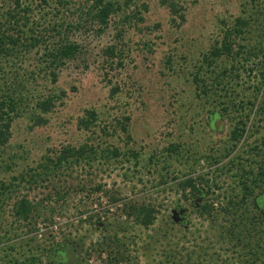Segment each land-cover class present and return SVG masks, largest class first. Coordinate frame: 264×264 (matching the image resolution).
<instances>
[{
    "label": "rangeland",
    "instance_id": "rangeland-1",
    "mask_svg": "<svg viewBox=\"0 0 264 264\" xmlns=\"http://www.w3.org/2000/svg\"><path fill=\"white\" fill-rule=\"evenodd\" d=\"M175 2L183 20L161 0H132L102 27L87 14L89 0H19V6L0 0V23L12 27L9 33H21L22 43L32 34L41 41L0 54V100L9 96L16 103L8 140L0 146V184L15 186L0 213V264L8 252L22 257L29 245L66 239L78 242L87 264H108L99 253L104 238H117L125 256L118 264L228 259L226 245L196 211L204 200H186L179 183L203 177L210 187H200L210 200L241 194L240 168L259 175L264 81L249 67L264 62V53L252 58L246 51L264 47V0ZM239 16L251 19L250 31L236 41L239 53L209 66L204 56ZM66 41L76 43L78 53L48 67L46 47ZM47 98L53 106L42 112L37 102ZM90 110L96 120L89 129L80 127ZM239 120L245 132L236 142L232 131ZM84 144L96 152L91 163L56 172L43 166L61 147ZM114 149L118 154H111ZM260 185L251 190L264 191V181ZM23 195L41 200L43 217L50 215L38 218L31 226L36 231L14 223L11 206ZM127 202L154 206L153 223L144 227L128 217L122 210Z\"/></svg>",
    "mask_w": 264,
    "mask_h": 264
},
{
    "label": "trees",
    "instance_id": "trees-1",
    "mask_svg": "<svg viewBox=\"0 0 264 264\" xmlns=\"http://www.w3.org/2000/svg\"><path fill=\"white\" fill-rule=\"evenodd\" d=\"M89 1H91V8L87 14L91 15L93 21L105 27L108 24L110 16L120 12L124 5L129 6L132 0H125L124 3H120L118 0ZM43 2H46V0H43ZM161 2L168 6L172 13L177 14L183 20V15L180 13L181 7H179L175 0H161ZM15 4L19 6V0H15ZM10 18L14 19V15H11ZM250 22L251 19H248V17L239 16L235 19L233 26L224 28L221 39L216 40L208 53L209 55L204 56L205 62L210 66L221 56L238 54L240 48L236 50L238 44L236 41L240 36L250 31ZM17 23V20H15V24ZM10 28L12 29V27H6L2 22L0 23V54L2 56H8L18 46L32 47L41 43L40 39L33 34L27 37V39L24 38L25 42L22 43L20 40L22 34L17 33L13 35V33H9ZM20 30L19 32H21ZM248 47L250 48L246 53L248 52L249 57L256 58V52L264 53V47L260 48L259 44ZM78 51L79 46L76 43L68 41L60 42L51 48L46 47L44 57L47 59L48 67H59L64 59L74 57ZM249 68L250 72L257 70L261 81H264L263 61L252 62ZM51 72L55 80L56 73L54 71ZM15 104V99L9 96H4L0 100V146L4 145L8 140V129L14 117L12 114H16ZM37 106L42 112H48L52 108L53 102L47 98L37 102ZM86 114V118L79 119V126L89 129L90 124L96 120V114L92 110L86 111ZM38 120H42L41 117ZM238 123L241 126L236 127L232 131V140L236 142L245 132V123L240 120ZM111 154H118L117 150H112ZM95 158L96 152L91 145L84 144L78 147L67 145L55 151L53 156H48L43 166L51 165L52 172H56L59 169L72 167V165H76L77 163H91ZM239 170L241 194L219 193L210 200H205L203 188L200 187V184L201 182H205V186H208V183L201 176L189 177L180 182L179 186L183 192L182 196L186 200L190 199L189 197L204 200V202H199L195 205L196 211L200 217L209 221L210 225L216 230L215 234L218 236V241L226 245V252L229 251V255H227L228 259H221L219 264H264V191L255 192L251 190L253 184L261 186V182L264 181V161L259 164V172L257 173L259 175L254 176V170L250 168H240ZM48 177L49 175H46V179ZM101 188V185H97L98 190H101ZM14 189L13 182L0 184V213L2 212L4 199L9 198ZM55 192L60 194L59 191ZM41 202V200L33 202L25 195L15 199L11 206L14 223L24 224L29 228L30 232L36 231L37 229L31 226L37 222L38 218L42 217L46 220L50 218V215L43 217L44 214L41 212L45 210V207ZM122 210L128 217H132L135 222L144 227H148L153 223L157 212L156 208L152 205L132 202L124 203ZM48 211L53 212L51 209H48ZM35 239V236L30 237L31 241ZM116 240L104 238V247L102 246L99 249L100 254H106V262L108 264H118L124 260V253H122L121 247L115 244ZM29 247L26 254L23 253L25 255L22 257H17L8 252V255H5L7 258L3 264H87V259L81 258L78 254V242L75 240L66 239L60 245L51 244L37 248ZM221 250L218 251L220 254ZM220 254L217 255V259L220 258Z\"/></svg>",
    "mask_w": 264,
    "mask_h": 264
},
{
    "label": "water",
    "instance_id": "water-1",
    "mask_svg": "<svg viewBox=\"0 0 264 264\" xmlns=\"http://www.w3.org/2000/svg\"><path fill=\"white\" fill-rule=\"evenodd\" d=\"M174 213H175V211H174ZM175 221H178V220L175 219Z\"/></svg>",
    "mask_w": 264,
    "mask_h": 264
}]
</instances>
